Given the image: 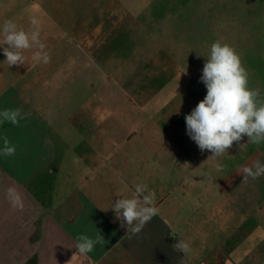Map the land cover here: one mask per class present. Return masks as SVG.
<instances>
[{
	"label": "rangeland",
	"instance_id": "374dc122",
	"mask_svg": "<svg viewBox=\"0 0 264 264\" xmlns=\"http://www.w3.org/2000/svg\"><path fill=\"white\" fill-rule=\"evenodd\" d=\"M31 18L50 61L34 62L30 49L25 65L9 66L0 47V78L40 101L54 138L74 149L61 157L131 166L165 154L180 176L205 177L206 191L218 177L221 191L261 192L264 205V175L244 189L232 182L243 166L264 163V143L244 136L241 149L234 142L211 157L185 122L207 94L200 77L216 40L235 49L264 97V0H0V25L31 30Z\"/></svg>",
	"mask_w": 264,
	"mask_h": 264
},
{
	"label": "crops",
	"instance_id": "0c3cea01",
	"mask_svg": "<svg viewBox=\"0 0 264 264\" xmlns=\"http://www.w3.org/2000/svg\"><path fill=\"white\" fill-rule=\"evenodd\" d=\"M5 76L0 110L18 108L24 118L19 126L0 125V137L16 146L14 156H0V264H182L183 254L172 246L179 240L191 246L190 264H264V220L251 222L255 214L264 219L261 192L221 191L218 177L206 191L205 177L180 176L165 154L132 167L115 159L61 157L73 147L54 138L40 101L23 96ZM232 182L233 188L250 184L243 174ZM136 184L147 185L159 212L132 235L104 209L131 197ZM8 187L22 195V210L11 206ZM98 232L102 246L74 255L78 234L94 238Z\"/></svg>",
	"mask_w": 264,
	"mask_h": 264
},
{
	"label": "clouds",
	"instance_id": "9594fccd",
	"mask_svg": "<svg viewBox=\"0 0 264 264\" xmlns=\"http://www.w3.org/2000/svg\"><path fill=\"white\" fill-rule=\"evenodd\" d=\"M29 23L31 30L19 27L12 20H6L0 25V47H3L6 57L4 62L9 66L25 65L24 52L30 49H36L31 57L34 62L46 64L50 61L48 53L44 51L45 44L39 38L38 20L31 18ZM200 81L206 86L207 94L185 116V122L188 136L201 152L207 150L212 153L211 157H221L234 142L241 149L244 144L239 142L244 136L248 138L247 143H264V97L259 89L248 86V73L233 47L220 40L210 45ZM23 118L18 108L0 110V125L10 123L19 126ZM0 139V156H14L16 146L6 135ZM240 174H243V182L249 178L257 179L264 175V163L257 160L251 166L245 165L240 169ZM147 192L146 184H136L131 197H120L104 211L111 209L114 219L120 222L122 229H126V234L136 235L159 212L154 205L153 194H145ZM6 197L13 208H24L22 195L15 187L7 188ZM75 239L77 252L74 255L78 256H87L96 245L102 246L105 242L99 232L94 238L78 234ZM172 246L183 254L182 264H190V244L179 240Z\"/></svg>",
	"mask_w": 264,
	"mask_h": 264
}]
</instances>
